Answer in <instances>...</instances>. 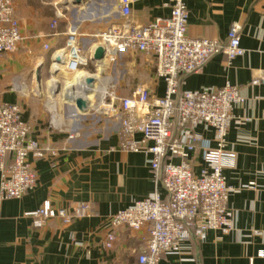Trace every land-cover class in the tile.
<instances>
[{
    "label": "crops",
    "instance_id": "1",
    "mask_svg": "<svg viewBox=\"0 0 264 264\" xmlns=\"http://www.w3.org/2000/svg\"><path fill=\"white\" fill-rule=\"evenodd\" d=\"M12 2L24 39L0 65V101L21 107L31 125L30 137L56 154L44 159L30 157L38 177L36 188L20 199L0 200V264H138L141 235L147 228L141 233L113 229L110 220L155 191L166 198L160 176L152 172V156L122 151L119 119L96 114L94 101L88 100V113L77 111L62 94L68 87L66 80L59 81L64 78L65 60L55 69L53 58V53L65 48L68 32L78 35L88 57L97 47L94 35L121 21L115 11L116 0L80 5L71 0ZM167 3L136 2L128 20L145 26L166 19L170 13ZM186 6L188 37L225 45L230 26L237 23L241 28V56L231 62L223 54L212 56L182 86L183 91L196 92L230 84L244 98L233 112L226 138V149L235 154L233 166L223 172L232 189L227 204L232 229L227 234L209 231L201 239L184 242L179 254L164 255L160 264H264V83L253 84L264 75V0H187ZM57 11L62 18H55ZM101 62L107 63L105 73ZM38 70L39 88L35 84ZM83 70L98 76V85L107 76L121 97L130 96L136 88L146 89L153 98L164 95V83L155 76L154 59L138 52H119L112 63L92 59ZM16 82L23 86L22 91L13 89ZM52 121L59 127L54 128ZM196 133L215 146L212 131L198 127ZM135 140L140 141L141 135ZM194 165L198 174L203 167L200 156ZM46 201L69 212L86 205L90 216L68 225L55 219L35 228L26 214ZM112 233L115 240L107 248V236Z\"/></svg>",
    "mask_w": 264,
    "mask_h": 264
},
{
    "label": "built area",
    "instance_id": "2",
    "mask_svg": "<svg viewBox=\"0 0 264 264\" xmlns=\"http://www.w3.org/2000/svg\"><path fill=\"white\" fill-rule=\"evenodd\" d=\"M139 1L116 0L115 11L121 21L94 35V39L97 47L104 48V59L109 63L117 53L126 51L152 57L156 79L165 86L164 95L153 98L146 89L136 88L130 96L121 97L115 85L108 82L105 94L94 100L93 111L106 119H119L122 151L152 156L151 169L160 176L166 198L155 191L118 211L110 221L113 229L126 228L134 233H141L146 227V233L141 235L138 264H160L164 255L179 254L184 242L201 239L209 231L227 234L232 229L227 212L232 189L223 172L233 166L235 154L226 149V138L233 112L244 103V98L230 84L215 91L196 92L183 91L182 86L212 56L223 54L231 62L244 51L237 23L230 26L225 45L218 40L188 37L187 0H168L170 13L166 19L145 26L133 25L128 19L133 4ZM55 18H62L61 13L57 11ZM55 27L56 20L51 24L52 29ZM23 39L12 0H0V65L4 56L15 51ZM97 47L85 56L78 35L68 32L65 48L53 53V58L65 60L69 73L84 72ZM259 83H264V75L253 82ZM22 87L17 83L13 89L22 91ZM51 125L59 127L54 121ZM198 127L213 132L214 147L196 133ZM30 134L31 125L24 119L21 107L0 101V200L20 199L36 188L38 177L29 163L30 157L44 159L56 154ZM136 135H141L140 141L135 140ZM198 156L203 167L197 174L194 163ZM26 216L32 219L35 228L55 219L68 225L90 216V208L80 205L69 212L55 209L46 201ZM114 240L115 235L109 234L105 246L111 248Z\"/></svg>",
    "mask_w": 264,
    "mask_h": 264
},
{
    "label": "bare ground",
    "instance_id": "3",
    "mask_svg": "<svg viewBox=\"0 0 264 264\" xmlns=\"http://www.w3.org/2000/svg\"><path fill=\"white\" fill-rule=\"evenodd\" d=\"M60 57L61 58H63V56H61L60 55ZM106 62H101V67L102 66H104V65H106L105 64ZM99 64V63H98ZM55 65V64H54ZM58 69V68H60V64L59 63H57V65L55 66V69ZM62 68V67H61ZM106 68H107V66H106ZM108 68H109V66H108ZM100 69V68H99ZM102 69L104 70L105 68H103L102 67ZM85 73V72H84ZM71 74H73V73H71ZM100 74V73H99ZM97 75V74H96ZM97 77L98 76H94V77H92V76H89V75H87L86 73L85 74H80L78 77H77V82H76V84L75 85H68V87L66 88V94H67V97L70 95V97H68L69 98V100L71 101V103L74 101V98L75 97H78V96H82V97H84L87 101H88V97H87V95L88 94H93V96H94V98L92 99V101L91 102H93L94 100H100V98L105 94V92H106V86H107V83H108V78H106L107 76H105V79L103 80H101L102 82V84H100V85H98L97 84ZM90 78H92V79H94L93 81V83L90 85V84H88V79H90ZM50 82V81H49ZM54 82H56V81H54ZM53 82V83H54ZM52 85V84H51ZM53 85H55V91H56V87H58L57 85V83H55V84H53ZM96 85V86H95ZM60 88V87H59ZM37 92V91H36ZM41 93V92H40ZM63 94V93H62ZM71 98V99H70ZM53 99V98H52ZM64 101H65V97H64ZM67 101V100H66ZM89 102V101H88ZM90 102V103H91ZM89 103V104H90ZM52 105V104H51ZM89 108V107H88Z\"/></svg>",
    "mask_w": 264,
    "mask_h": 264
},
{
    "label": "water",
    "instance_id": "4",
    "mask_svg": "<svg viewBox=\"0 0 264 264\" xmlns=\"http://www.w3.org/2000/svg\"><path fill=\"white\" fill-rule=\"evenodd\" d=\"M88 1H91V0H71V3L73 5H80L84 2H88ZM104 55H105V50L103 47L99 46L97 47L96 51H95V54H94V57H93V60L96 61V62H99V61H102L104 59ZM55 62L56 63H59V64H62V61L61 59L58 57V58H55ZM36 81H35V84H36V87L39 88V83L41 81V77H40V70H38L36 72V77H35ZM94 79L90 78L88 79V84H92L94 81ZM74 104L76 106V109L80 112V113H86L87 110H88V106H89V102L82 96H78V97H75L74 98Z\"/></svg>",
    "mask_w": 264,
    "mask_h": 264
},
{
    "label": "rangeland",
    "instance_id": "5",
    "mask_svg": "<svg viewBox=\"0 0 264 264\" xmlns=\"http://www.w3.org/2000/svg\"><path fill=\"white\" fill-rule=\"evenodd\" d=\"M102 67L105 68L104 66H102ZM63 70H64L63 72H64V74H65V75L63 74V77H64V78L61 79V80H59V81L62 83V82H64V81L66 80V84H65L66 86H67V85H70V84H71V85H75V84H76V80H77V79L75 80V78H77V77H75L74 73L71 74V73H69L66 69H63ZM102 71H103V73H105V72H104L105 69H104V70L102 69ZM89 74H90V73H89ZM106 78H107V77H106ZM70 79H71V82L68 83V80H70ZM97 79H99V77H97ZM104 79H105V77H103V80H104ZM57 80H58V79H57ZM57 80H56V81H57ZM73 81H74V82H73ZM62 85H64V83L61 84V86H62ZM95 86H96V85H95ZM107 87H108V86H107ZM65 88H66V87H65ZM62 90H63V89L60 88V93L62 92ZM66 93H67V92L64 91L63 94H64V95H67ZM87 97H88V100H89L90 102H91L92 99L94 98V96H93L92 93H91V94H88ZM67 98H68V97H67ZM70 102H71V101H70ZM72 103H74V102H72Z\"/></svg>",
    "mask_w": 264,
    "mask_h": 264
}]
</instances>
